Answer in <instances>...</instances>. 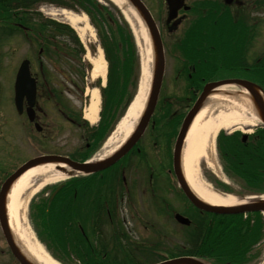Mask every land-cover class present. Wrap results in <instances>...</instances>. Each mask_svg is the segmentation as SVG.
Here are the masks:
<instances>
[{"label":"rangeland","instance_id":"1","mask_svg":"<svg viewBox=\"0 0 264 264\" xmlns=\"http://www.w3.org/2000/svg\"><path fill=\"white\" fill-rule=\"evenodd\" d=\"M98 1L101 5L104 6V14H113V16L117 17L120 24L124 23V18L121 16V9L118 8L112 1ZM163 1L164 0H145L156 17L157 23L160 26L164 37L166 47L167 62L160 99L163 97L164 103L169 100L171 103V110L175 112L182 106L184 109L185 105H187L189 96V94H187L189 92L187 82L182 73L178 72L177 63L179 59L177 41L179 40L185 25H183V23L178 24L173 30H167V28L165 27L166 5L165 3H163ZM247 8H250L251 22H255L256 24V26L253 27V42L250 43V52L248 53L250 62H254L262 54H264V0H250V6H247ZM63 10L71 12L73 14L86 13L82 11V9H64L62 7H57V5H50L49 3L39 5L36 9V11L38 12L36 13H40V16L42 18H51L66 22L67 20L65 18V15L62 13ZM38 20L39 19L37 18V22ZM86 21L87 24L90 25L88 26V29L85 28V31L82 34H80L76 30L80 36V39L83 41L86 47V52L82 58L83 65L86 68L84 79L85 84L84 89L82 88L81 90L75 83V81H77L78 79L76 73L77 66H75L74 62L65 55L66 52L64 50L66 49L62 48V43L58 46L56 40L54 39L55 43L52 44L53 48H50V53L46 57L43 54H39L41 46L37 42H35L31 38V36H25V33L22 32V30L12 25L14 27L12 29L15 32L12 37L7 38L8 30L6 29V27H3L5 23L1 24L0 29L5 30L6 33L0 35V94H2V96H6L7 94L12 95L13 84L11 83V81L12 78H14L13 73H15L17 66L24 58L31 57L33 61V68L36 73H39L41 71L40 65L41 63H44V75L49 78V87L54 88L56 90V95H59V97L57 98H60L63 95L64 98L68 100V103L73 106L74 110L77 111V113L83 110L84 114V110L90 102L91 96L89 93L93 88H98L99 94L101 96V87L103 85H106L108 76V62L106 61L107 70L105 78L92 77V71L94 68L92 59H95L98 56L100 49H102V44L98 34V29L93 25L89 15L86 16ZM81 25L83 26L84 24ZM129 25L131 26V24ZM131 29L133 31L137 48L135 64L136 66L134 67V71L131 76V81L133 84L130 86V93L134 92V94L132 93V100H134L142 79L144 45L139 42L138 36L132 26ZM49 33L51 34V31H49ZM57 36H59L58 32ZM117 36L119 37L118 33ZM55 47H61V50L64 51V53H61L60 55L57 50H54ZM150 59L151 58L149 57V59L145 61L149 62ZM152 60L154 63V55ZM153 71L154 70L152 69V74L149 82L150 89ZM227 87L231 88L234 86ZM235 90L239 91V88H236ZM53 103L56 104V107L53 105ZM50 104L51 105L49 107L46 105L47 112L41 117V122L46 128L44 138L43 133L37 132L33 126H30V128L27 124L23 126L21 124V119L17 117L13 112H11L12 116L16 120V135H18L19 128L21 130L20 136H17L18 138L15 139L16 165L23 161H26L33 156L47 153L46 151L52 153L57 152L58 154L68 156L71 154L76 155L79 150H82V148L87 145L85 135L87 137L88 134L84 132L85 129H81L77 124L75 125L73 123L66 122L61 113H59L58 116L57 114L59 112L58 110L60 109V105H58L56 101H53ZM101 105L102 100H100L97 120L95 122L87 120L89 126L98 123L100 119ZM126 108L122 111L124 115L127 112L126 110H128ZM157 109L153 115V118L156 117V119L158 120V124H154V126H152L153 122H155L154 118L152 120V125L150 123L146 132L142 136L141 141L139 142L140 144L138 143L139 147H137L140 150L138 151L137 148H135L134 151L131 152L128 156V159H125L126 164L124 165V172H122V175L126 177V187L124 190H126L127 193H125L128 195L126 198L127 205H125V208L123 209L124 211L118 213V215L115 216V223H117V220H119L120 216H124L126 219L124 222L125 225L120 224L121 231L125 232L123 237L124 239L122 240V245L124 246H114V244L110 240L111 236H115L116 238L118 237V231L115 230L114 222H109L105 227L102 228L98 226L96 230V233L100 238L104 235L108 237L109 245L107 247V250L110 252V255L112 257L120 258L121 256H123L125 254V251L122 248L130 249L133 251H136L139 248L140 250L138 252L140 253H138V256L145 259L141 260L142 262H151L162 258L163 255H161L160 258L155 255L154 258L148 260L150 257L147 254H151L150 250H153L151 247H157L158 242H161V244H159L160 246H158V248L161 250L177 246L178 243L181 242V233L183 231V227L177 224L174 220L173 214L168 213H172L174 211L173 209L180 211H191V209L189 208L190 205L187 203L185 197L182 196V193L177 190L178 187L173 180V177L169 175L167 173V170H165V168L162 166L163 159L159 155V141L157 140L156 132L159 123L165 121L166 114L165 111H161V113L159 114L160 109ZM124 115H122L120 120L116 123V128ZM258 127L260 126L245 124L243 126L241 125L236 126L232 129H227L226 131H228L229 133L230 130L232 131L236 129L237 131H245L250 134L254 132ZM216 143L217 142L215 140L213 157L216 159V166H209L204 159H201L199 163V175L212 186H219V188L221 187V189H225V191L231 192L232 195H235L238 198H244L245 196L249 195H254V197H256L257 195H264V193L262 192H250L249 190L245 189L239 178H236L234 176L230 178L229 175H227L226 169L224 168L222 161H220L219 151ZM157 173L160 174L159 177L157 176ZM57 182L59 181L46 185L39 194L35 195L36 202L38 200L46 198L49 194H51L57 187ZM169 199L171 200L168 204V210L170 212H166L163 214V216H161L162 209L157 201L164 202V200L169 201ZM25 212V218L26 220H29L32 228L31 230L35 234L36 231L29 216L30 208L26 207ZM161 225L164 226L161 227ZM91 239L93 238L91 237ZM144 246H147V248H149L147 250H144L142 249V247ZM260 247L263 250L261 257L256 260L250 261V264H264V238L263 245H261ZM47 250L55 255L53 253L54 251L49 248V246H47ZM126 258L129 259L128 257Z\"/></svg>","mask_w":264,"mask_h":264},{"label":"trees","instance_id":"2","mask_svg":"<svg viewBox=\"0 0 264 264\" xmlns=\"http://www.w3.org/2000/svg\"><path fill=\"white\" fill-rule=\"evenodd\" d=\"M48 1L68 7H80L90 15L98 29L101 44L109 62V75L106 87L102 89L103 105L101 118L97 126L91 128L89 139L91 151L82 153L83 158L90 156L113 130L122 111L130 103L134 92L130 93L133 84L131 76L136 66V45L129 25L124 21L120 24L113 14H104L97 0H0V21L6 20L13 10L19 7L30 8L34 3ZM111 19H110V18ZM63 32L62 44L69 54L76 57L80 81L84 82L85 66L82 55L85 52L83 44L75 31L68 25L57 23ZM118 29V31H117ZM119 34V37L117 36ZM251 79H257L264 86V73L253 72ZM256 80V81H257ZM131 83V84H130ZM169 115V109L164 107ZM176 123L168 121L164 128V136L169 140L176 133ZM218 148L224 168L234 177L239 178L245 189L253 193L264 192V128L254 134L250 140L243 142L241 134L218 136ZM104 180L96 177L72 178L65 182L53 199L48 197L38 206L39 228L46 233V240L61 251V260L68 264H116L117 260H106L108 251L95 247L89 238L82 234L76 224L78 215L88 213L93 207L100 208ZM189 229L190 238L181 239L177 246L161 250L169 256L195 254L224 261L240 262L250 258L255 259L259 252L255 251L264 235V219L260 212H250L244 218L243 214H206ZM193 226V227H194ZM160 235V233H159ZM181 236V235H180ZM189 244V246H187ZM254 251V252H252ZM250 252V255H249ZM249 255V256H248ZM222 257V258H220ZM74 258V259H73ZM130 264H142L131 254ZM121 263V262H119ZM117 263V264H119ZM127 264V263H126Z\"/></svg>","mask_w":264,"mask_h":264},{"label":"bare ground","instance_id":"3","mask_svg":"<svg viewBox=\"0 0 264 264\" xmlns=\"http://www.w3.org/2000/svg\"><path fill=\"white\" fill-rule=\"evenodd\" d=\"M123 12L127 21L133 27L139 42L144 45L143 73L138 92L130 104L126 114L119 122L117 128L106 140L101 150L95 155L96 159L111 154L131 134L147 101L149 82L153 69V47L151 38L143 20L137 10L128 0H111ZM67 21L80 33L89 28L86 16L83 14L62 11ZM81 24H84L83 26ZM149 62L145 61L149 59ZM94 68L92 77L106 76V58L100 49L98 56L92 59ZM90 103L85 110V117L95 122L97 120L100 94L98 88L89 93ZM247 96V95H246ZM260 118L252 106L250 99L242 96L229 97L221 92L210 95L204 106L193 119L182 149V167L186 180L192 190L203 200L216 205H234L240 200L229 193H221L206 182L199 175V163L204 159L209 166H216L213 157L215 138L221 129H232L236 126L256 125ZM61 166V168H56ZM71 168L64 164L46 163L28 169L12 185L8 195V215L15 237L21 241L24 249L38 264H61L54 259L31 230L25 211L29 199L44 186L65 179Z\"/></svg>","mask_w":264,"mask_h":264},{"label":"flooded vegetation","instance_id":"4","mask_svg":"<svg viewBox=\"0 0 264 264\" xmlns=\"http://www.w3.org/2000/svg\"><path fill=\"white\" fill-rule=\"evenodd\" d=\"M163 3L166 5V26H164L167 30H173L178 24L183 23L185 25L181 34L184 44L182 52L179 50L178 54L181 56L180 66L183 65L181 68L184 70L192 69L193 71L188 73L190 83L192 81L193 84L201 85L218 79L245 77L239 76L238 51L241 46L242 51L244 53L246 51L245 58L242 60L245 63L241 67L247 75H250V59L248 57V49L246 50V48H249L247 44L248 39L246 42L238 40L239 30L233 22L236 14L241 10L244 11L246 5L250 6V2L247 1L246 4L244 0H164ZM170 11L176 13V18L169 20ZM208 11L213 15L212 19L214 23H211L208 28L204 29V18L209 14H207ZM220 11H224L225 16ZM219 15V18L224 20L222 22V25H224L222 29L220 28L221 24L218 23ZM229 15L233 17L231 22L229 21L230 18H228ZM226 26L229 28L228 30H225ZM224 54H226V58H224ZM197 70L199 73H196ZM39 87L40 94L38 89L39 96L37 95L35 103L36 117L31 122L34 125L36 122H41L42 114H46V104L51 103L55 98L47 94L45 87L38 85ZM198 91V89H195L193 96ZM65 105L66 109L60 108L59 111L63 113L67 122H75V110L70 104L67 103ZM27 106V102L25 101L24 107L27 108ZM14 108V100H11L9 95H0V264H24L16 255L17 251L28 257L23 253L25 249L17 241L10 224L7 206L8 192L5 191L4 196L2 195V189L6 180L17 168L15 164V121L11 114ZM25 111L21 116L27 117ZM43 128L44 126L42 125V130ZM113 167L109 168L108 171ZM105 172L107 173V170ZM167 172L173 177L178 187L173 170L168 168ZM105 175L101 176L104 177ZM178 190L185 197L179 187ZM108 195H110V192ZM119 198L117 203H122V197L119 196ZM185 199L187 200L186 197ZM163 204L166 206L168 203L164 200ZM120 209L121 206H114L113 212L117 213ZM106 211L111 216L112 209L107 208Z\"/></svg>","mask_w":264,"mask_h":264},{"label":"water","instance_id":"5","mask_svg":"<svg viewBox=\"0 0 264 264\" xmlns=\"http://www.w3.org/2000/svg\"><path fill=\"white\" fill-rule=\"evenodd\" d=\"M132 6L137 10L138 14L142 18V20L145 22L146 26L149 29V32L152 36V39L154 41V48H155V63H154V72H153V79H152V86L150 90V94L148 97V101L146 103V107L141 115V118L139 120L138 125L135 128V131L133 134L127 139V141L113 154H111L108 157H105L103 159H98L94 161H85V162H79L75 161L69 157L61 156V155H47V156H41L34 159L29 160L24 165H22L9 179V181L6 183L4 190L2 191V195L4 196L6 189L12 186L13 182L18 179L19 176H21L26 170H28L31 167L55 162L56 164H65L66 166H69L71 168V171H69V175H74L76 173H94L96 171L102 170L118 159H120L126 152L130 150V148L137 142V140L142 136L144 131L146 130L151 116L155 110V107L158 102L159 94L162 87L163 77H164V71H165V56H164V49L162 45V41L156 26V23L148 10V8L145 6V4L141 0H128ZM173 13V12H172ZM171 16H174L172 14ZM29 61L25 60L21 67L19 68V71L17 73L16 78V105L17 109L20 113L23 111V100L24 97H27L28 103L30 107L28 108V115L30 119L34 118V111L32 109V106L35 102L36 97V83L34 78L30 76L29 72ZM226 83H233L237 86H239L242 89H245L246 92H238L234 95H240L243 97H248L250 99V102L252 106L254 107L256 113L258 114L260 121L264 124V95L262 93L261 87H259L256 83L244 80V79H234L231 81L226 82H214L209 83L204 87L203 92L201 93L200 97L197 99L194 106L191 108V110L186 115L181 129L179 131L175 147H174V153H173V163H174V169L175 173L179 179L180 185L183 188L185 194L187 197L191 200V202L196 205L197 207L203 209V210H209L213 212L218 213H236V212H248V211H264V198H256L253 200H249L240 204L232 205V206H221V205H214L209 202L204 201L201 199L198 195H196L188 185L186 178L184 176L183 170H182V149L184 145L185 138L187 136L188 130L190 128V125L197 115V113L201 110V108L204 106V103L206 102L208 96L214 91V89L222 84ZM247 94V96H246ZM58 169L61 168V166L57 167ZM176 218L183 223L189 224L190 220L181 215L176 214ZM19 258L22 260L24 264H31L30 262L26 261L22 254L19 252L16 253ZM155 264H206L204 261L191 257V256H180L175 257L172 259L164 260Z\"/></svg>","mask_w":264,"mask_h":264}]
</instances>
